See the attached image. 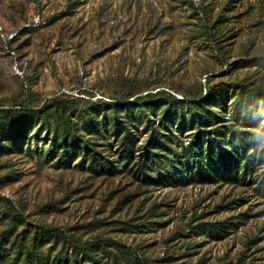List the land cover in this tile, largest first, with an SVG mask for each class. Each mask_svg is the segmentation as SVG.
<instances>
[{"label": "rangeland", "instance_id": "rangeland-1", "mask_svg": "<svg viewBox=\"0 0 264 264\" xmlns=\"http://www.w3.org/2000/svg\"><path fill=\"white\" fill-rule=\"evenodd\" d=\"M0 26L2 264H264V0H0Z\"/></svg>", "mask_w": 264, "mask_h": 264}, {"label": "trees", "instance_id": "trees-1", "mask_svg": "<svg viewBox=\"0 0 264 264\" xmlns=\"http://www.w3.org/2000/svg\"><path fill=\"white\" fill-rule=\"evenodd\" d=\"M194 116V115H193ZM199 117V115L197 116ZM60 117L58 119L56 118V121H59ZM95 120V119H94ZM97 126L100 127L102 123L97 122ZM103 124L107 126H111L110 129L112 130V134H114V138L116 139V142L119 145V161H124V167H127L134 159H136V154L139 152V150L136 149V140L134 139L135 137L132 136L131 131H127V128H125V123L118 118H111V119H106ZM123 129L126 130V133L123 131ZM66 130V129H65ZM57 135L58 129L56 130ZM70 130H66V134H70ZM203 136L200 134L197 136L195 141L197 143L201 141V138H207L208 142H210L212 139L215 141L216 136L218 135L217 131H206L202 132ZM111 135V134H110ZM215 138V139H214ZM66 144H73L75 147L81 145L83 142L81 138L78 140L74 139L70 141L67 137L64 138ZM164 145V141L161 139L160 136H155L152 135L150 138V143L149 145L144 146L143 152L139 153L140 155L138 156V159L142 161L141 168L143 170L146 169H151L152 171H155L158 176L162 175V169L163 167V162L164 159L161 157V148ZM195 157L198 160L197 163V170L201 174H206L209 171L204 172L203 168L205 167V161H207V166H215L220 172H225L226 174L231 173V169L233 167V163L230 162V158L225 155V151H215L213 148H210L207 153L203 151L201 148H199L197 151L194 150ZM94 161L99 160L96 156L93 158ZM108 164L107 168L109 169L110 173H115L118 172L119 169L115 168L114 166H110L109 161H106ZM142 172V171H141ZM144 175V180L148 181H153L157 179H153L152 176L153 174L149 173L148 171H144L142 173ZM148 176L150 178H148ZM161 179L163 178L162 176L160 177ZM27 260V259H26ZM25 260V261H26ZM2 264V262H0ZM5 264V262H3Z\"/></svg>", "mask_w": 264, "mask_h": 264}, {"label": "built area", "instance_id": "built-area-1", "mask_svg": "<svg viewBox=\"0 0 264 264\" xmlns=\"http://www.w3.org/2000/svg\"><path fill=\"white\" fill-rule=\"evenodd\" d=\"M34 26H39L41 24V20L39 17L34 19ZM0 32H1V36L4 37L5 39H11L13 38L17 32H11V33H6L4 32V29L2 26H0ZM11 54L13 55V68L15 69V71L17 73L23 74L24 73V68L27 65V62L22 61V59H20L18 57V55L16 54V52L14 50L11 51Z\"/></svg>", "mask_w": 264, "mask_h": 264}]
</instances>
